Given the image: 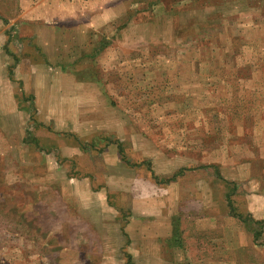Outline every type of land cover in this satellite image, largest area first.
Returning <instances> with one entry per match:
<instances>
[{
    "label": "rangeland",
    "instance_id": "obj_1",
    "mask_svg": "<svg viewBox=\"0 0 264 264\" xmlns=\"http://www.w3.org/2000/svg\"><path fill=\"white\" fill-rule=\"evenodd\" d=\"M84 1L0 0V264H264V0Z\"/></svg>",
    "mask_w": 264,
    "mask_h": 264
},
{
    "label": "crops",
    "instance_id": "obj_2",
    "mask_svg": "<svg viewBox=\"0 0 264 264\" xmlns=\"http://www.w3.org/2000/svg\"><path fill=\"white\" fill-rule=\"evenodd\" d=\"M90 2L92 1L86 0L82 2L83 13L86 10L85 7H87L88 4L90 5ZM113 9L114 7H109L103 10L94 11L92 12L90 18L86 17V18H83L82 20H80L79 16L83 13H81L80 15L79 13H69L70 15L69 20H71L72 18H75L77 20V22L71 26L69 25H64V26L35 25L36 26L35 30H36V35H37L36 43L39 47H41L42 54L44 57L43 61H45V63L41 65L40 64L33 65L30 70L29 77L32 79V84H34V82L36 83L34 87L35 95H39L40 97V94H41L40 90L43 84L41 83V79L45 77H49V75L52 74V67H53L54 62L57 60V56L59 52L64 51L66 48L72 51V49L76 50L78 47L86 46L85 45L86 43L87 45L95 43L97 39H91L92 38L91 36H93L94 33L92 32L90 35V32L99 31L100 29H102L104 27L103 25L104 24V21H103L104 12H106L105 14H109L110 13L109 10H113ZM34 12L35 11H33V14ZM85 12H87V10ZM59 14L60 12L58 13V15ZM85 14H88V13H85ZM64 16L66 15L64 14L59 15L60 18H64ZM31 18L34 19L35 17L33 16ZM112 18L113 17L111 16V19ZM62 29H67L71 32L64 33L62 35L63 33ZM42 30L44 31L43 33H41ZM45 30L46 32L48 31L47 35L45 34ZM80 31H84L83 37H84L85 31L88 32L86 33V36L84 37L83 40L81 39L83 37L80 36ZM60 48H61V51H60ZM0 96H1L0 97V100H1L0 109L5 110L4 112H6L7 114L10 112V109L13 111L16 106L14 96L9 94L8 91L3 92ZM35 98H38V96L37 97L35 96Z\"/></svg>",
    "mask_w": 264,
    "mask_h": 264
}]
</instances>
